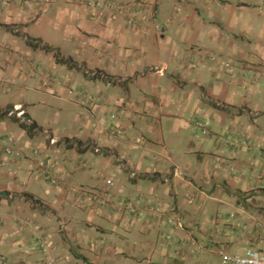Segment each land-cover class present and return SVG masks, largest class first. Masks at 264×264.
Returning a JSON list of instances; mask_svg holds the SVG:
<instances>
[{
    "label": "crops",
    "instance_id": "obj_1",
    "mask_svg": "<svg viewBox=\"0 0 264 264\" xmlns=\"http://www.w3.org/2000/svg\"><path fill=\"white\" fill-rule=\"evenodd\" d=\"M111 1L139 11L133 23L88 0H0V264L264 253V0ZM121 201L184 228L167 242L164 222Z\"/></svg>",
    "mask_w": 264,
    "mask_h": 264
},
{
    "label": "built area",
    "instance_id": "obj_2",
    "mask_svg": "<svg viewBox=\"0 0 264 264\" xmlns=\"http://www.w3.org/2000/svg\"><path fill=\"white\" fill-rule=\"evenodd\" d=\"M30 2L36 7H41L42 5H49L51 3V0H30ZM88 5L93 6L95 9H98L100 11L98 12V14H103L106 12H125L129 23H133L132 21L134 20L135 14L139 13V11L131 9V7H125L124 5H120L111 0H97L93 3L89 2ZM156 28H159V26H157ZM21 115L22 113H20V116ZM116 117V115H111V119H116ZM195 126L201 129V133L204 136L209 135L210 132L207 127H205V124L202 121H197L195 123ZM114 134L116 136H122L124 134V130L122 128L115 127ZM13 141L14 140H12V138L6 139V144L8 145L3 147L5 154L9 156L15 155L14 157L22 158L23 153L21 150H14V148L10 147L13 144ZM51 143H55V140L52 139ZM258 147L260 146L258 145ZM46 178L53 184L56 183V179H52L49 176H47ZM108 184L110 186H113L114 182L109 180ZM1 200L2 198L0 196V201ZM104 203L108 204L109 201L105 200ZM117 208L122 212L127 211L131 216L142 217L147 214L148 220H156L160 224H163L164 222L167 230H163V238L167 242H170L173 239L176 230H182L184 228L183 222L180 217H172L170 215H167L160 206L153 203L147 204L143 208H139L138 205L133 202L121 201L120 203H118ZM198 248L202 249L203 247L198 245ZM40 249L43 252H47L48 248L45 243H41ZM211 253H214L219 257L221 264H264V253L255 249H248L243 255H230L222 248H213V251L211 250ZM46 262H48V264H56V262L51 259L47 260Z\"/></svg>",
    "mask_w": 264,
    "mask_h": 264
},
{
    "label": "trees",
    "instance_id": "obj_3",
    "mask_svg": "<svg viewBox=\"0 0 264 264\" xmlns=\"http://www.w3.org/2000/svg\"><path fill=\"white\" fill-rule=\"evenodd\" d=\"M29 44L34 46V47H40L41 46V48L44 49L46 52H53V51L56 52L57 51L54 48H51V47L46 46V45H42L40 43H34V42L29 41ZM58 61L61 62V63H69L70 60H65L63 58H59ZM10 112H11L10 109H8V110L2 112L0 115L1 116H5V115H8ZM15 121L16 122H20V120L16 119V118H15ZM20 125L25 131H27L30 134H33L32 131L34 129V126L26 125L24 122H21Z\"/></svg>",
    "mask_w": 264,
    "mask_h": 264
},
{
    "label": "rangeland",
    "instance_id": "obj_4",
    "mask_svg": "<svg viewBox=\"0 0 264 264\" xmlns=\"http://www.w3.org/2000/svg\"><path fill=\"white\" fill-rule=\"evenodd\" d=\"M94 1H97V0H88V3L89 2H91V3H93ZM88 3L86 4V6L88 5ZM88 7H89V9L91 8L92 10H95L96 11V13H98V12H100L98 9H95L93 6H89L88 5ZM70 90H72V89H70ZM70 93V92H69ZM111 115H116V114H114V113H112ZM117 116V115H116ZM118 117V116H117ZM113 120H115V119H111V121H113ZM7 138H12V140H14V138H15V136H14V134H7L6 135V137H5V140L7 139ZM56 143V142H55ZM55 143H53V144H55ZM10 147H12V148H14L13 146H10ZM14 150H17L16 148H14ZM23 153V152H22ZM24 155V154H23ZM5 156H7V157H11V158H14V156L15 155H11V156H9V155H6L5 154ZM17 158V157H16ZM21 159V158H20ZM64 165V162L63 161H61V164H60V166H63ZM47 172H49L50 173V177L51 176H53L54 175V173L52 172V171H47ZM52 179H56V183L55 184H57V182H58V178H56V177H51ZM45 180L47 181V182H49L51 185H53V186H55V184H53L50 180H48L47 178H45ZM104 206H106V205H104ZM6 264V263H5ZM45 264H48V262H46Z\"/></svg>",
    "mask_w": 264,
    "mask_h": 264
},
{
    "label": "clouds",
    "instance_id": "obj_5",
    "mask_svg": "<svg viewBox=\"0 0 264 264\" xmlns=\"http://www.w3.org/2000/svg\"><path fill=\"white\" fill-rule=\"evenodd\" d=\"M2 198V197H1Z\"/></svg>",
    "mask_w": 264,
    "mask_h": 264
}]
</instances>
